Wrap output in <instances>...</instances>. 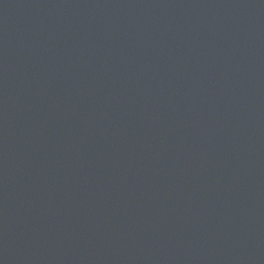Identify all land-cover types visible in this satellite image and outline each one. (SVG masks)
<instances>
[{"label": "water", "instance_id": "95a60500", "mask_svg": "<svg viewBox=\"0 0 264 264\" xmlns=\"http://www.w3.org/2000/svg\"><path fill=\"white\" fill-rule=\"evenodd\" d=\"M0 264H264V0H0Z\"/></svg>", "mask_w": 264, "mask_h": 264}]
</instances>
